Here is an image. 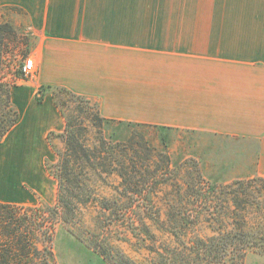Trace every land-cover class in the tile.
I'll return each mask as SVG.
<instances>
[{"label": "crops", "instance_id": "0c3cea01", "mask_svg": "<svg viewBox=\"0 0 264 264\" xmlns=\"http://www.w3.org/2000/svg\"><path fill=\"white\" fill-rule=\"evenodd\" d=\"M38 35L32 80L14 88L16 126L0 142V203H50L52 94L98 103L110 120L240 141L264 177V0H0ZM247 148V149H246Z\"/></svg>", "mask_w": 264, "mask_h": 264}, {"label": "rangeland", "instance_id": "374dc122", "mask_svg": "<svg viewBox=\"0 0 264 264\" xmlns=\"http://www.w3.org/2000/svg\"><path fill=\"white\" fill-rule=\"evenodd\" d=\"M0 24H8L14 30L13 34L6 35L2 48L6 58L0 79L17 90L36 74L35 71L25 76L23 66L26 60L34 59L38 35L21 9L0 5ZM20 71L23 76L18 78ZM43 90L52 94L54 101L67 103L68 112L76 108V103L65 92ZM91 101L94 106L98 104ZM95 132L90 131L94 146L97 145ZM53 134L49 137L52 150H63L64 141L58 134ZM106 136H113L112 140L117 141L133 137L135 142L146 144L147 150L138 154L143 155L144 160L148 159V167L144 169L146 174L168 172L171 180L152 190L154 193L134 195L130 202L123 197L120 199L123 202L117 204L114 201L119 199L121 180L117 174H104L103 181L98 179L89 183L96 189L93 201L82 208L81 220L73 226L54 212L58 188L50 203L40 202L32 207L0 205V236L6 240L5 232L13 229L9 227L12 224L22 230H34L40 252L45 255L55 253L58 264H121L122 260L136 264H209L210 259L198 256L192 244L194 240L215 234L222 220L233 228L240 219L247 232L251 235L258 232L256 236L264 240V191L254 185L248 189L225 187L237 180L260 177L254 176L255 161L241 153L245 146L240 141L125 122L111 123ZM58 159L55 151L46 159V169L53 178L49 166ZM165 160L169 161V166ZM209 185L218 186L215 193L209 190ZM234 190H239L238 200L247 199L246 209L234 210ZM187 194L199 196L208 203H201ZM127 206L130 207L127 215L116 210ZM184 225L191 229L186 231ZM102 254L107 255V259ZM212 262L232 263L229 257ZM244 264H264V251L249 252Z\"/></svg>", "mask_w": 264, "mask_h": 264}, {"label": "trees", "instance_id": "16d2710c", "mask_svg": "<svg viewBox=\"0 0 264 264\" xmlns=\"http://www.w3.org/2000/svg\"><path fill=\"white\" fill-rule=\"evenodd\" d=\"M13 33V28L8 24H0V73L6 58L2 50L5 46L6 35ZM22 76V71H20L17 77L20 78ZM14 88V85H9L0 79V142L4 140L20 119L19 112L12 100ZM44 89H50L53 93L55 90H61L69 96L68 98L72 102L76 103V108L72 109V112H68L67 108L68 110L70 108L67 103L60 104L55 100L66 122L64 132L58 134L64 141L65 148L63 150L54 148L59 159L56 163L49 166L50 173L58 183V197L54 212L66 224L72 226L78 224V220H81V215L83 214L82 208H85L86 205L93 201L92 197L95 194V186L89 183L95 180L98 181V179L103 181L101 179H103L102 176L104 174H117L121 180L119 199L114 201L117 204L123 202L120 200L123 197L130 202L134 195L144 194L146 196L148 192L154 193L152 190H156L157 187L165 183L168 184V181L171 180L168 172L162 175L155 173L146 174L144 169L148 167V159L144 160L143 155H138L139 151L147 150L146 144L135 142L133 137H129L125 141H117L112 140L113 136H106V131L111 123L123 122L104 118L100 113L98 104L92 105L90 98L78 95L62 87L48 86ZM44 91L46 90L41 91L38 101L42 100ZM92 130L96 131V146L92 145L90 141V131ZM136 153L137 155H135ZM164 163L169 166L168 160H165ZM164 176L166 179L163 178ZM200 182L203 181L201 180ZM253 185L260 191H264V177H257L248 181L237 180L225 187L248 189L252 188ZM208 188L215 193L218 186L209 185ZM234 191H236L234 194L235 198H233L234 210L242 211L246 209L247 199L244 201L238 200L240 199V195L237 193L239 190ZM245 192L247 193V191ZM198 195L201 194L199 193ZM187 196L196 197V200L201 203H208L207 200L200 199L199 196L189 194ZM0 205L2 207L7 206V204L1 203ZM104 209L108 210V208ZM129 209L130 207L127 206L125 209L116 210L127 215ZM236 223L237 225L233 224V228H230L222 220L219 230L215 234L207 239L194 240L192 246L196 248L198 256L203 259H210L211 263H213V259L219 260L223 257H229L231 264H244L249 252L254 250L264 251V240L256 236L258 232L251 235L250 232L245 230L244 222L239 219ZM9 227H13V229H8L5 232L4 237H6V240L2 238L3 236H0V264H58L55 253L49 252L45 255V253L40 252L34 230H22L16 224H12ZM182 227L187 231L191 226L184 225ZM102 255L107 259V255ZM124 261L122 260L121 264H136L130 262V260ZM200 264H204V262Z\"/></svg>", "mask_w": 264, "mask_h": 264}, {"label": "built area", "instance_id": "2783aa9c", "mask_svg": "<svg viewBox=\"0 0 264 264\" xmlns=\"http://www.w3.org/2000/svg\"><path fill=\"white\" fill-rule=\"evenodd\" d=\"M36 71V64L34 59H28L25 61L23 66L24 75L27 76L29 74H33Z\"/></svg>", "mask_w": 264, "mask_h": 264}]
</instances>
